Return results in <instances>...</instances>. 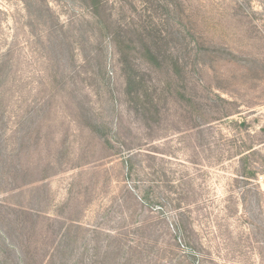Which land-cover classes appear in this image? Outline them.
<instances>
[{
	"label": "rangeland",
	"instance_id": "rangeland-1",
	"mask_svg": "<svg viewBox=\"0 0 264 264\" xmlns=\"http://www.w3.org/2000/svg\"><path fill=\"white\" fill-rule=\"evenodd\" d=\"M88 9L0 0V264H264V0H106L102 24ZM132 24L167 33L191 107L140 50V99L125 94L114 42ZM148 99L157 113L131 107ZM160 166L182 235L149 196Z\"/></svg>",
	"mask_w": 264,
	"mask_h": 264
},
{
	"label": "trees",
	"instance_id": "trees-1",
	"mask_svg": "<svg viewBox=\"0 0 264 264\" xmlns=\"http://www.w3.org/2000/svg\"><path fill=\"white\" fill-rule=\"evenodd\" d=\"M88 5V10L90 15L95 19L97 24H102V19L100 17L101 10L104 7V2L106 0H86ZM167 6V5H166ZM110 21V20H109ZM111 23V22H110ZM112 24V23H111ZM127 37L125 39L121 38V40H116L115 37L118 36L117 33L113 34V40L115 39V46L119 55L120 60V69L121 73L124 76L125 82V94L129 97L130 100L135 97L140 99V88L143 85L142 78L139 72L142 71L139 68L133 59L134 54L140 50L141 57L143 59L144 65L153 71L162 70V66L165 63L164 58L166 57L171 62V67L173 72L176 75L177 79L168 78L163 86L164 89L168 92V94L182 107L187 108L191 107V99L184 91V81L181 76V64L179 58L174 54L172 49L168 46L165 47L163 55H161L159 51V47L163 46V44H167V33H162L161 30L158 31H140L137 29L135 24L127 25ZM7 60L5 58L0 59V76L3 75V72L6 71L7 68ZM1 80V78H0ZM150 101H143L140 105L133 104L131 107L137 113L144 114H154L159 110H156V104L153 103L152 99H148ZM141 101V100H140ZM147 103L150 106H147ZM154 105V106H153ZM151 106L154 107V110L151 109ZM153 116V115H152ZM231 123L239 124L237 120H231ZM254 153V149L252 147H248L247 149H241L237 147L234 155L240 156L242 159L248 158V154ZM136 156V153H132L128 155L125 160L126 168L131 171L132 158ZM243 178H254L257 174V171L253 169L242 171ZM264 172V171H263ZM155 176L159 180L155 186H153L151 196L154 200L157 198V202L160 204H164V202H168L174 211V227L177 234H184L186 231V224L188 223L187 217L185 216L183 203L184 197L182 195V190L180 184L173 183L170 177L167 176L166 168L160 166L155 170ZM148 196V194H147ZM183 242L188 243L187 237H182Z\"/></svg>",
	"mask_w": 264,
	"mask_h": 264
}]
</instances>
